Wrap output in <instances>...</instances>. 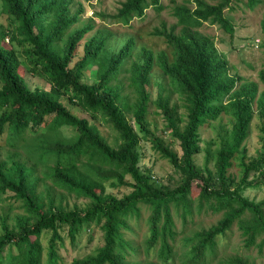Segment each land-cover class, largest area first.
<instances>
[{"label": "trees", "instance_id": "obj_1", "mask_svg": "<svg viewBox=\"0 0 264 264\" xmlns=\"http://www.w3.org/2000/svg\"><path fill=\"white\" fill-rule=\"evenodd\" d=\"M257 1L247 0V5L253 8ZM231 2L192 0L193 6L176 7L178 21L153 33L164 38L170 52H154L137 46L133 35H119L103 24L95 29L94 17H83L80 0H0L1 11L11 18L0 23V135L8 133L6 139L15 146L21 141L28 154L23 144H41L40 150L30 146L37 153L33 161L30 154L29 160L21 158L19 151L0 159V194L10 192L20 209L12 216L11 209L0 211V264H63L60 248L75 243L93 224L102 230V243L70 264H154L136 259V247L124 236L131 229L127 220L140 215L139 204L150 209L145 249L168 262L177 234L172 208L181 207L183 217L190 214L193 190L200 206L205 203L222 215L195 232L186 264H209L206 253L214 254L218 239L235 222L246 247L264 246V199L255 202L242 195L244 187L258 185L264 177V88L232 73L224 53L198 30L207 22L232 34L224 12ZM149 7L163 9L160 0H121L115 12L93 14L129 25ZM260 28L264 49V14ZM25 72L48 87H31ZM123 73L132 94L124 92ZM258 75L264 83V67ZM153 85L156 95L150 97L147 89ZM173 94L179 101L172 102ZM254 103L262 133L255 156L245 146ZM73 107L89 118L73 113ZM153 107L164 118L163 132L178 142L180 155L163 132H156L149 119ZM221 113L228 115L229 125H220L216 141L203 148L201 128ZM100 122L110 134L102 133ZM63 126L74 130L73 137H62ZM142 140L170 162L179 175L175 185L168 186L150 166L139 164ZM202 150L205 162L199 166L195 157ZM234 162L236 174L229 172ZM40 165L51 185L38 192ZM121 186L128 189L121 195L106 191ZM53 187L63 190L60 198L88 201L69 206L51 195ZM225 264L254 263L233 255Z\"/></svg>", "mask_w": 264, "mask_h": 264}, {"label": "rangeland", "instance_id": "obj_2", "mask_svg": "<svg viewBox=\"0 0 264 264\" xmlns=\"http://www.w3.org/2000/svg\"><path fill=\"white\" fill-rule=\"evenodd\" d=\"M83 3L84 15L93 16L95 29L100 27L101 24L111 28L117 34L133 35L136 39L137 46H144L153 49L154 52L158 50H165L170 52V48L165 43L163 37L155 35L156 28L162 29L165 25L166 29H169L171 25L178 21V18L173 14L176 7L185 5L193 6L192 0H160L163 5V9L160 12L155 11L152 7L145 10V14L141 18H134L129 25H122L114 22L111 19L102 20L100 17H95L93 12L105 11L113 13L119 6L121 0H80ZM209 4H217L219 0H205ZM225 15L230 19L233 24V33L230 34L223 30L218 25H212L205 22L201 27L198 28L204 35L209 36L217 48L218 51L223 52L230 65V71L235 75L240 76L243 80H249L258 82L259 90L264 88V83L259 78V70L264 67V49L261 46V40L263 34L260 28V22L264 14V0H258L253 8L247 5V0H232L229 7H226ZM11 18H8L5 13L0 9V23L7 24ZM180 27H177L175 31H178ZM26 60V59H25ZM26 63V61H24ZM25 65V64H24ZM129 63L126 65L128 66ZM26 66V65H25ZM95 66L91 67V72H94ZM158 71L154 73L152 82L154 83L158 79ZM25 78L29 82L30 86L40 85L48 87V85L38 76H33L25 72ZM93 80V74L91 73L88 77ZM121 81H124L125 90L124 92L132 94L131 87H128V80H124V73L120 76ZM148 88L150 97H155L156 87ZM173 101L178 100V95L173 94ZM152 108L149 114V119L153 122V126H156V132L159 134L163 132L164 118L162 114L158 112V109ZM254 116L251 121L250 134L245 141L249 155H256V150L260 147V131L261 120L256 113V105L253 104ZM72 112L76 115L84 118H89V115L81 110L79 107H73ZM156 112V113H155ZM219 119L210 121L203 125L200 130V145L205 148L210 141H216V133L220 125H229L227 122L228 115L221 113ZM96 124H99L96 122ZM100 128L104 135L110 134V129L103 123L100 122ZM62 137L64 139H70L74 135V130L70 127L63 126L61 128ZM26 134L30 137L31 132L27 131ZM164 140L169 146L181 154V150L177 141H172L169 133L163 132ZM8 136L4 133L0 135V159H4L9 155H12L15 151H19L21 158H29V154L32 157L31 161L35 160L37 153L33 150V147L40 150V142L30 141L23 146L28 147L27 149L20 147L22 142L18 144L20 146L12 145L6 139ZM14 140L17 139L14 135ZM31 145H35L30 147ZM43 145V144H42ZM216 144L212 145L214 149ZM140 150L142 152L140 165L150 166L152 173L160 181L167 183L168 186H173L179 178L178 173L174 170L170 162L163 158L158 151H156L150 144L149 141L142 140ZM12 161V160H10ZM195 162L199 166H203L205 162V150H202L196 157ZM213 161L209 162V166H212ZM43 166L38 167V175L40 176L39 183L37 184V191H46L47 187L51 185V181L48 178L43 177ZM239 167L236 162L229 169V172L236 174ZM260 183L255 186H246L242 190V195L255 202L264 199V177L259 178ZM125 186L118 188H106L107 192L113 194H122L126 192ZM63 190L59 188H51L50 193L57 200H62L63 203L72 206L74 204L83 205L88 200L80 197L68 196L60 198V193ZM10 192L0 194V211H9L10 216L20 211L18 208V201H15L11 196ZM197 192L193 190V194L190 196V208L191 213L183 217L184 210L180 207L178 209L172 208L171 215L174 221V228L177 231L176 237L173 241V258L168 262L159 259L156 255L148 252L144 246V240L148 235V223L147 219L149 216L150 209L146 204H139L140 215L131 216L127 221L131 227L130 230L125 231L124 236L131 240L132 244L136 247L135 258L143 263H154V264H186L190 259L189 242H192L195 232L207 228L213 225L220 217L221 212L213 211L205 203L200 206L198 198L196 197ZM103 233L98 224H93L89 230L80 233L75 243L70 244L66 242L63 247L60 248L59 254L64 260L63 264H70L73 257H81L89 252L94 251L102 243ZM45 245V244H44ZM240 256L254 264H264V246L259 248L257 245H250L246 247L243 241V235L241 229L235 222L231 227L230 231L227 232L226 236L220 237L217 241L214 254L206 253L205 261L209 264H225L226 259L229 256Z\"/></svg>", "mask_w": 264, "mask_h": 264}]
</instances>
